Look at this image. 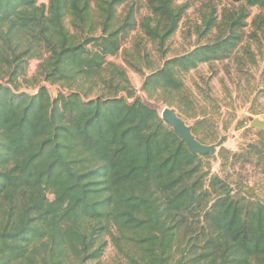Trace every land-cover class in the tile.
I'll return each mask as SVG.
<instances>
[{
  "label": "trees",
  "instance_id": "16d2710c",
  "mask_svg": "<svg viewBox=\"0 0 264 264\" xmlns=\"http://www.w3.org/2000/svg\"><path fill=\"white\" fill-rule=\"evenodd\" d=\"M138 1L150 13L140 21ZM179 1L0 0V264H103L109 244L116 264H264V201L230 173L253 164L264 176V129L247 150L222 147L224 174L211 173L212 155L193 152L160 110L177 106L197 140L217 141L183 75L229 58L249 9L264 34V0H231L236 11L195 31L207 41L165 58L189 8ZM138 25L164 59L148 67L143 97L110 60L141 70L143 49L123 52ZM31 59L39 80L20 91Z\"/></svg>",
  "mask_w": 264,
  "mask_h": 264
},
{
  "label": "rangeland",
  "instance_id": "374dc122",
  "mask_svg": "<svg viewBox=\"0 0 264 264\" xmlns=\"http://www.w3.org/2000/svg\"><path fill=\"white\" fill-rule=\"evenodd\" d=\"M178 3H187L189 8L179 30L167 43L168 53L165 58L183 54L192 50L200 42L207 41V39H199L195 31L198 26H203L204 19L211 15V12L214 14L216 11L218 19L222 21L225 14L236 11L240 6L231 0H181ZM137 7H142L137 13L139 21L142 17L150 15L144 2L138 1ZM124 8L121 7L119 11L122 13ZM249 11L251 17L247 20V26L243 28L244 39L229 58L213 64H201L197 69L183 75L185 85L195 102L199 107H206L209 117L215 122L218 139L211 144L222 142L214 148L210 147L213 153L211 173L224 174L219 161V151L222 147L231 151L247 150L250 144L258 141V132L263 130L253 126L252 122L258 119L264 124V34L254 32L253 19L259 10L251 8ZM141 49L146 54L137 62L141 70L129 65L122 55L110 59L127 70L128 77L138 95H142L140 89L144 76L149 73L148 67L161 66L164 61L155 49L154 43L149 41L138 25L127 38L123 52L126 51V56L131 59L132 56L127 51L138 53L142 51ZM39 63V59L28 61L27 76L26 79L20 80V91H34L35 88L31 85L39 80L35 76ZM6 69L8 66H0V83L6 78L4 72ZM42 84L48 87L52 96H56L63 90L60 85H51L46 82ZM164 106L167 105H162L161 111ZM172 108H175L177 112L179 110L177 106ZM183 119L188 125H193L195 122L185 115ZM239 123H243V128L237 129ZM259 172L253 164L238 167L234 172L230 171L234 179L236 177L239 180L246 179L251 189L250 193L264 201V176ZM118 261L116 249L109 244L102 263L116 264Z\"/></svg>",
  "mask_w": 264,
  "mask_h": 264
},
{
  "label": "water",
  "instance_id": "95a60500",
  "mask_svg": "<svg viewBox=\"0 0 264 264\" xmlns=\"http://www.w3.org/2000/svg\"><path fill=\"white\" fill-rule=\"evenodd\" d=\"M162 118L173 127L176 134L183 139L188 147L195 153L199 154H213L210 147H216L222 142H218L211 145L201 143L192 132V126L188 125L186 121L179 116V113L175 108L164 106L161 111ZM253 126H257L259 129H264V124L258 119L253 120ZM263 127V128H262ZM214 150V149H213Z\"/></svg>",
  "mask_w": 264,
  "mask_h": 264
}]
</instances>
